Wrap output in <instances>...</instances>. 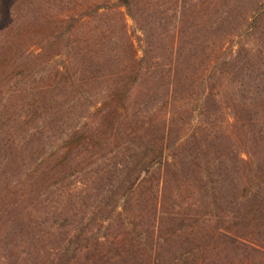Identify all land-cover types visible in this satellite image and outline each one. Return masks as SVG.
I'll return each instance as SVG.
<instances>
[{"label": "trees", "instance_id": "obj_1", "mask_svg": "<svg viewBox=\"0 0 264 264\" xmlns=\"http://www.w3.org/2000/svg\"><path fill=\"white\" fill-rule=\"evenodd\" d=\"M220 1L0 0V165L43 154L0 190V229L40 213L78 165L120 153L106 199L122 211L110 213L138 211L112 234L102 210L84 222L60 206L39 222L60 238L31 264H264V170L248 139L264 130V2L244 17ZM154 96L164 101L148 111Z\"/></svg>", "mask_w": 264, "mask_h": 264}, {"label": "rangeland", "instance_id": "obj_2", "mask_svg": "<svg viewBox=\"0 0 264 264\" xmlns=\"http://www.w3.org/2000/svg\"><path fill=\"white\" fill-rule=\"evenodd\" d=\"M259 2H264V0H221L219 3L221 6L228 5L229 7L237 8V11H240L241 16L249 17L251 9ZM127 23L132 30H136L133 22L128 18ZM136 35H139L138 32H136ZM143 93V90L139 91L140 95L137 97L138 100L142 99L141 96ZM162 98L154 96L151 101L148 100L145 102V104H147L146 107L148 111H153L156 107L155 104L159 107L160 103L164 101ZM155 101H157L158 104L157 102L154 103ZM77 114L79 113L77 112ZM65 123L66 124L58 130L59 132H57L56 137H61L63 132H66L65 128L67 125H73L72 120H66ZM257 131L258 128L251 130V133L249 134L250 136H248V139H254L252 143L253 148L251 150L255 158V164L253 167L255 170H258L259 167L260 170H264V130L261 132ZM217 134H221L219 130H217ZM221 136L222 138H220V140L221 142H224V145L220 146L218 154L220 153L224 155L225 158L223 159L226 162V165H230L235 161L236 154L235 152L230 153L227 148L229 147V142L225 141V135L222 134ZM221 142L219 143L221 144ZM52 149L53 147L48 146L44 155H48ZM42 155V151L38 146H35L33 151L27 149L24 153L14 152L11 155L10 163L3 162L0 165V190L4 193L5 189L9 190L16 183V181H18V179L23 177L24 174L39 161V157H42ZM122 156L123 153L122 155L120 153L118 157L109 156L86 168L84 167V164L78 165V169L81 170H79V172H75L72 176L60 182L55 188H53L52 193L48 195L47 200L44 199L45 201L43 205L38 207L40 213L37 212L38 210L33 211L27 209L20 216H16L17 220L16 218L12 219L11 222L3 225L0 229V264H23L22 260L24 259L29 260L31 264L34 262L33 257L37 258L39 263H43L44 258L42 254L43 251L47 249L46 245L57 243L60 236L52 231L54 236L50 237L47 233L51 231L49 225L44 224L39 226V222L45 221V218L47 219L46 221L48 224H50L51 220L54 219L52 215H58V213L62 210L61 207L63 208L66 206L71 208L73 206L79 211V216L75 219L78 220V218L84 217V222L88 220L91 221V214L98 211L100 212V210L103 211L102 214L104 217H108L109 215H111L109 217H112L114 213L121 212V202H114L115 199L110 202L106 198L107 196H110L113 185H118V175L117 173H112L114 172L113 164H115V162L120 163ZM239 157L246 158L243 155H239ZM215 165L218 167L219 163L214 164V166ZM214 166L213 168H216ZM117 169H119V167ZM215 171L217 174V169ZM261 174L263 177L261 176L260 180L261 183H263L264 171H262ZM213 177L217 178L215 175ZM234 179L236 178L234 177ZM22 188L23 186L20 185L18 187V191L20 192V189ZM214 190L215 192H219L217 195H219L220 198V190H218L217 185ZM12 191L15 192L14 187L12 188ZM262 194L264 193L262 192ZM7 201H9V199H7ZM236 205H241V201L236 200ZM113 206L118 207V210L116 209V211L111 214L110 209ZM131 208L132 209L130 211H125L122 217L116 218L114 217L115 215L113 216V221L110 224L112 234H119L122 231L125 232L127 229H131V226L127 223L129 220L132 221V223L136 222V215L138 212L136 210V206L132 205ZM214 214L213 221H215L216 217L220 215L219 210L215 211ZM100 216L101 215L98 217ZM229 218L233 220V214H229ZM232 220H230V225H232ZM95 223L96 225H100L99 219H96ZM103 225L105 226L107 223ZM221 226L225 227L224 224H221ZM201 228L202 232L207 230V226L205 225H201ZM39 231H41L40 234ZM162 237H164V234Z\"/></svg>", "mask_w": 264, "mask_h": 264}]
</instances>
